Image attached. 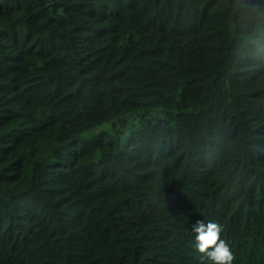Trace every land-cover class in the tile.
<instances>
[{
  "label": "trees",
  "instance_id": "1",
  "mask_svg": "<svg viewBox=\"0 0 264 264\" xmlns=\"http://www.w3.org/2000/svg\"><path fill=\"white\" fill-rule=\"evenodd\" d=\"M264 264V0H0V264Z\"/></svg>",
  "mask_w": 264,
  "mask_h": 264
},
{
  "label": "clouds",
  "instance_id": "2",
  "mask_svg": "<svg viewBox=\"0 0 264 264\" xmlns=\"http://www.w3.org/2000/svg\"><path fill=\"white\" fill-rule=\"evenodd\" d=\"M191 231L194 233V248L202 256H206L211 264H233L236 259L230 244L221 237L222 224L197 219Z\"/></svg>",
  "mask_w": 264,
  "mask_h": 264
}]
</instances>
